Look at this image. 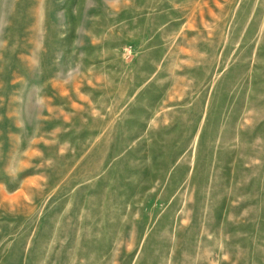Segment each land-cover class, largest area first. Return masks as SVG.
<instances>
[{"label":"rangeland","instance_id":"obj_1","mask_svg":"<svg viewBox=\"0 0 264 264\" xmlns=\"http://www.w3.org/2000/svg\"><path fill=\"white\" fill-rule=\"evenodd\" d=\"M0 264H264V0H0Z\"/></svg>","mask_w":264,"mask_h":264}]
</instances>
